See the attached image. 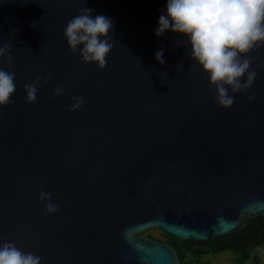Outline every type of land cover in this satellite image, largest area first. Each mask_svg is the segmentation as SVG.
Wrapping results in <instances>:
<instances>
[{
	"label": "water",
	"instance_id": "1",
	"mask_svg": "<svg viewBox=\"0 0 264 264\" xmlns=\"http://www.w3.org/2000/svg\"><path fill=\"white\" fill-rule=\"evenodd\" d=\"M165 5L0 0V69L16 85L0 106V245L40 264H184L142 233L198 246L264 217V42L241 57L253 82L221 107L187 39L154 34ZM81 8L113 22L103 69L67 46Z\"/></svg>",
	"mask_w": 264,
	"mask_h": 264
},
{
	"label": "clouds",
	"instance_id": "2",
	"mask_svg": "<svg viewBox=\"0 0 264 264\" xmlns=\"http://www.w3.org/2000/svg\"><path fill=\"white\" fill-rule=\"evenodd\" d=\"M92 9L81 8L64 29L67 46L74 54L82 46L79 55L86 63H96L100 69L106 66V57L113 43L109 32L113 27L110 18L91 15ZM166 31L180 34L190 45V59L194 60L208 75L215 88L216 102L230 107L233 97L229 95L250 86L255 72H250V60L241 59L258 42H264V0H166L165 12L158 19L154 34L162 36ZM5 49L0 48V55ZM163 50L155 53V59L163 64ZM247 72L246 85L241 78ZM15 73L0 69V106L7 105L16 91ZM39 80V78H37ZM27 100L36 99V85H26ZM57 88L55 94H61ZM252 97H250L251 99ZM75 107L83 101L79 98ZM41 200H50V194L41 192ZM49 213L58 210V204H46ZM41 258L31 252L25 253L14 243L0 245V264H40Z\"/></svg>",
	"mask_w": 264,
	"mask_h": 264
},
{
	"label": "trees",
	"instance_id": "3",
	"mask_svg": "<svg viewBox=\"0 0 264 264\" xmlns=\"http://www.w3.org/2000/svg\"><path fill=\"white\" fill-rule=\"evenodd\" d=\"M161 233V232H160ZM165 240H156L169 244L175 250L178 259L184 264H218L203 260L206 255L216 256L231 251L233 253V264H245L250 259L256 247L264 245V217L253 219L251 223L225 238H219L193 246L189 242H178L161 233ZM148 238L153 239L152 236ZM255 263L259 262L257 256L253 257Z\"/></svg>",
	"mask_w": 264,
	"mask_h": 264
},
{
	"label": "rangeland",
	"instance_id": "4",
	"mask_svg": "<svg viewBox=\"0 0 264 264\" xmlns=\"http://www.w3.org/2000/svg\"><path fill=\"white\" fill-rule=\"evenodd\" d=\"M142 235L147 237L152 236L154 240H165L160 231L157 229L147 230L143 232ZM254 256L259 258L258 263H255L253 260ZM203 260H209L211 263L218 264H233V253L231 251H227L216 256L206 255ZM245 264H264V245L256 247L252 252L250 259H248Z\"/></svg>",
	"mask_w": 264,
	"mask_h": 264
}]
</instances>
